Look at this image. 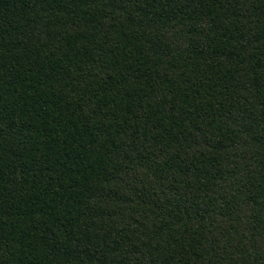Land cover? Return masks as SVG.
Returning <instances> with one entry per match:
<instances>
[{"label":"trees","instance_id":"trees-1","mask_svg":"<svg viewBox=\"0 0 264 264\" xmlns=\"http://www.w3.org/2000/svg\"><path fill=\"white\" fill-rule=\"evenodd\" d=\"M0 264H264V0H0Z\"/></svg>","mask_w":264,"mask_h":264}]
</instances>
